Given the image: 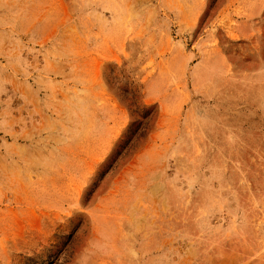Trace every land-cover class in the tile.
<instances>
[{"label": "rangeland", "instance_id": "1", "mask_svg": "<svg viewBox=\"0 0 264 264\" xmlns=\"http://www.w3.org/2000/svg\"><path fill=\"white\" fill-rule=\"evenodd\" d=\"M0 264H264V0H0Z\"/></svg>", "mask_w": 264, "mask_h": 264}, {"label": "trees", "instance_id": "2", "mask_svg": "<svg viewBox=\"0 0 264 264\" xmlns=\"http://www.w3.org/2000/svg\"><path fill=\"white\" fill-rule=\"evenodd\" d=\"M131 140H132V139H130V138L125 140V142H124L125 145H124V147H123V151L127 150V149L130 147Z\"/></svg>", "mask_w": 264, "mask_h": 264}]
</instances>
